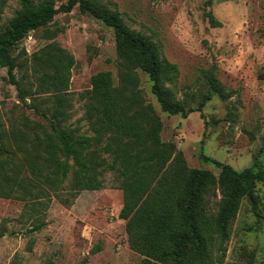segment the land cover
<instances>
[{"label":"rangeland","instance_id":"374dc122","mask_svg":"<svg viewBox=\"0 0 264 264\" xmlns=\"http://www.w3.org/2000/svg\"><path fill=\"white\" fill-rule=\"evenodd\" d=\"M97 1L117 11L133 30L150 36L163 60L177 66L171 88L186 109L204 102L201 111L187 118L170 116L151 94L148 76L139 72L141 87L164 123L162 139L176 143L189 167L218 175L220 168L211 161L216 160L236 170H264V0ZM20 7L19 0H0V27L9 26ZM50 43H57L76 62L67 91L72 104L67 125L89 133L82 95L90 89L91 77L101 71H110L118 80L114 30L78 6L57 14L20 42L16 53L27 65L16 70L17 79L35 82L33 54ZM213 84L220 92L207 99ZM25 119L49 126L18 98L8 70L0 67V123L8 129ZM71 179L70 173L59 189L27 199L0 195V264L141 261L128 242L126 221L120 218L123 192L116 176L105 173L100 190L78 192ZM253 195L242 199L232 222L224 264H264L263 183H257ZM220 198L209 196L210 214L217 213ZM40 223L41 229L30 231Z\"/></svg>","mask_w":264,"mask_h":264},{"label":"trees","instance_id":"16d2710c","mask_svg":"<svg viewBox=\"0 0 264 264\" xmlns=\"http://www.w3.org/2000/svg\"><path fill=\"white\" fill-rule=\"evenodd\" d=\"M19 2L9 26L0 27V67L8 70L18 98L49 126L29 119L8 129L0 123V195L27 199L57 190L70 173L75 191L100 190L111 172L123 192L120 218L128 242L142 256L135 264H224L232 222L242 199L254 196L258 182L264 184V170H236L216 160L211 161L220 168L218 175L191 168L176 143L162 139L164 123L141 87L139 72L148 76L151 94L170 116L187 118L204 102L186 109L171 88L177 66L164 61L157 42L133 30L117 11L97 0ZM77 6L113 28L119 57L118 80L101 71L82 95L89 133L67 125L72 107L67 91L76 62L65 49L50 43L33 54L35 82L16 77L27 65L16 53L20 42ZM212 23L218 22L212 18ZM213 92H220L214 84L207 99ZM229 118L234 121L231 110ZM211 194L221 196L216 214L209 212Z\"/></svg>","mask_w":264,"mask_h":264}]
</instances>
